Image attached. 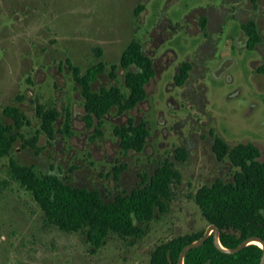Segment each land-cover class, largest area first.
<instances>
[{
    "label": "rangeland",
    "instance_id": "obj_1",
    "mask_svg": "<svg viewBox=\"0 0 264 264\" xmlns=\"http://www.w3.org/2000/svg\"><path fill=\"white\" fill-rule=\"evenodd\" d=\"M250 20L262 37L253 50L241 27ZM135 39L156 70L147 98L123 114L112 108L97 136V125L83 119L84 98L67 61L83 72L104 61L107 70L94 90L125 89L120 60ZM95 48L102 49L101 57ZM183 62L192 69L178 86L174 77ZM262 64L264 0L256 6L252 0H0V115L11 123L3 110L18 106L30 121L23 129L30 138L39 128V99L61 112L69 107L73 130L71 137L58 133L52 140L41 134L36 148L23 147L19 139L0 160V264H150L159 245L205 231L210 223L195 201L197 191L218 179L232 181L235 172L228 159H217L215 137L230 145L254 142L264 160V75L257 73ZM113 65L116 78L110 75ZM129 118L148 123L141 152H125L115 134ZM63 119L64 112L57 128ZM11 159L41 175L97 189L107 201L132 191L166 160L181 177L168 210L157 212L142 237L111 234L95 249L82 232L45 225L31 193L11 178Z\"/></svg>",
    "mask_w": 264,
    "mask_h": 264
},
{
    "label": "trees",
    "instance_id": "obj_2",
    "mask_svg": "<svg viewBox=\"0 0 264 264\" xmlns=\"http://www.w3.org/2000/svg\"><path fill=\"white\" fill-rule=\"evenodd\" d=\"M257 5V0H252ZM139 6V11L143 9ZM204 30L206 18L202 19ZM247 36V48L253 50L262 41L256 21L242 24ZM98 56L101 48H95ZM74 81L84 98V121L89 127L97 125V136L102 135L103 118L112 108L119 114L136 108L147 98V84L155 77L153 59L143 52L138 40H132L124 50L120 64L125 69V89L118 85L102 87L95 91L93 84L107 70L104 61L89 67L83 72L79 66L67 61ZM117 66H112L110 75L117 77ZM192 66L183 62L174 81L182 86L188 80ZM264 75V64L257 68ZM62 126L57 128L63 116ZM61 112L55 105L35 100V115L39 121L36 133L26 138L23 129L30 121L24 111L16 105L4 108L3 114L12 120L4 122L0 115V160L9 156L19 139L23 147L36 148L41 134L49 140L60 133L73 135L72 112L66 107ZM97 121V122H96ZM121 148L127 151L144 150L150 130L146 121L128 123L115 128ZM213 151L218 160L228 159L235 168L232 181L218 179L211 185L201 187L195 201L203 217L221 229V242L225 247L234 248L250 236L264 239V160L262 152L254 142H239L230 145L220 136L215 137ZM183 156L185 151L182 150ZM185 157V156H184ZM11 178L31 193L44 213L46 226L57 227L68 233L82 232L93 248L99 249L111 234L121 237H142L148 231L157 212L165 213L174 196L173 185L181 177L172 161L166 160L152 176L144 174L141 183L132 191H121L113 200H105L97 189L74 186L57 174H39L34 166L20 165L10 161ZM205 231L176 237L159 245L151 255L150 264H178L182 249L199 239ZM263 250L250 244L234 254L219 251L213 236L200 247L190 250L185 264H260Z\"/></svg>",
    "mask_w": 264,
    "mask_h": 264
},
{
    "label": "water",
    "instance_id": "obj_3",
    "mask_svg": "<svg viewBox=\"0 0 264 264\" xmlns=\"http://www.w3.org/2000/svg\"><path fill=\"white\" fill-rule=\"evenodd\" d=\"M220 234H221V229L219 228V226L216 224H210L206 228L204 234L199 239L194 240L193 242L187 244L182 249V251L180 252L179 258H178V264H185V257L187 253L194 248L202 246L210 238L211 235L213 236V241H214L216 248L225 254H234L250 244H255V242L260 243L261 245L259 246L263 250L260 264H264V239L263 238L259 236H250V237H247L245 240H243L238 246L234 248H228L222 244ZM170 263L173 264V261L171 259H170Z\"/></svg>",
    "mask_w": 264,
    "mask_h": 264
},
{
    "label": "bare ground",
    "instance_id": "obj_4",
    "mask_svg": "<svg viewBox=\"0 0 264 264\" xmlns=\"http://www.w3.org/2000/svg\"><path fill=\"white\" fill-rule=\"evenodd\" d=\"M255 244H256V245H258V246H259V245H261V244H260V243H258V242H255Z\"/></svg>",
    "mask_w": 264,
    "mask_h": 264
},
{
    "label": "flooded vegetation",
    "instance_id": "obj_5",
    "mask_svg": "<svg viewBox=\"0 0 264 264\" xmlns=\"http://www.w3.org/2000/svg\"><path fill=\"white\" fill-rule=\"evenodd\" d=\"M212 236V235H211Z\"/></svg>",
    "mask_w": 264,
    "mask_h": 264
}]
</instances>
